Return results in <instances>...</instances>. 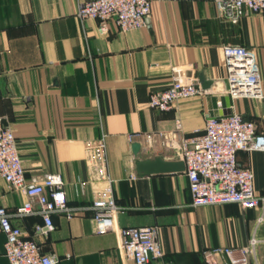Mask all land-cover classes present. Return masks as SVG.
Listing matches in <instances>:
<instances>
[{"label":"crops","instance_id":"obj_1","mask_svg":"<svg viewBox=\"0 0 264 264\" xmlns=\"http://www.w3.org/2000/svg\"><path fill=\"white\" fill-rule=\"evenodd\" d=\"M82 1L0 0V116L15 134L26 179L59 172L68 203L88 205L105 181L94 175L85 142L105 132L117 224L158 226L162 256L146 264H225L220 256L207 262L202 251L245 246L252 237L251 263L264 264L261 201L253 208L194 207L184 170L144 175L135 168L137 159H181L178 147L153 135L173 128L176 119L188 135L201 132L208 116L236 112L264 132V100L226 93L221 49L239 44L254 53L264 93V9L233 23L213 0H156L145 26L120 31L110 21L100 32L97 19L76 17ZM172 66L212 81L210 92L179 98L169 110L151 108L148 96L168 86ZM130 133L139 135L130 141ZM133 142L141 146L137 156ZM236 160L252 170L263 198L264 150H239ZM26 198L0 178V206L12 213ZM91 216L87 209L69 219L52 213L54 229L46 234L34 232L42 223L38 213L13 215L11 222L42 252L56 255V264H134L121 255L115 232H94ZM4 240L0 230V264H9Z\"/></svg>","mask_w":264,"mask_h":264},{"label":"built area","instance_id":"obj_2","mask_svg":"<svg viewBox=\"0 0 264 264\" xmlns=\"http://www.w3.org/2000/svg\"><path fill=\"white\" fill-rule=\"evenodd\" d=\"M153 1L156 0H86L78 3L75 14L81 22L89 18L97 19L100 32L108 30L110 21L118 30L128 31L146 25ZM213 1L233 23L244 15L264 9V0ZM221 49L226 70V93L232 98L264 100L254 53L239 44H224ZM209 92L202 88L199 78L189 77L183 67L172 66L170 83L164 89L152 91L147 104L158 110H169L179 98ZM217 103L220 105V101ZM181 129V121L176 119L173 128L153 132V135L161 137L162 145L178 147L185 163L184 174L192 206L237 203L242 208H253L261 201L264 208V197L257 196L254 190L252 170L239 165L236 160L239 150H264V132H258L252 120L232 112L208 116L201 132L184 135ZM137 135L130 133L128 139L131 141ZM85 152L94 175L104 180L105 185L88 205L71 206L59 172H47L26 179L15 134L5 117L0 116V178L7 187L18 189L27 197L12 213L0 206V230L5 236L4 255L9 264H56L59 261L56 255L42 252L34 239L25 237L22 229L11 222L13 215L40 214L42 223L35 224L34 232L46 234L54 229L52 213L69 219L81 209L91 212L95 233H116L121 255L134 264H146L152 258L162 256L157 225L123 227L117 224L120 207L113 192L114 179L109 173L105 132L97 140H86ZM131 176L134 177V174ZM261 219L260 216L258 221ZM256 241L252 237L248 245L217 246L204 249L202 254L209 263L215 256H220L225 264H252L249 256Z\"/></svg>","mask_w":264,"mask_h":264},{"label":"water","instance_id":"obj_3","mask_svg":"<svg viewBox=\"0 0 264 264\" xmlns=\"http://www.w3.org/2000/svg\"><path fill=\"white\" fill-rule=\"evenodd\" d=\"M199 81L203 89L208 88L212 83V81L205 80L202 77H199ZM131 148L133 154L137 156L141 148L140 143L133 142ZM135 168L139 174H144V175H149L154 173H171V172L183 171L185 169V163L182 159L167 160L161 156H155L152 158L137 159L135 161Z\"/></svg>","mask_w":264,"mask_h":264}]
</instances>
